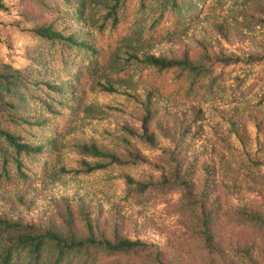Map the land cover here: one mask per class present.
<instances>
[{"label":"trees","instance_id":"16d2710c","mask_svg":"<svg viewBox=\"0 0 264 264\" xmlns=\"http://www.w3.org/2000/svg\"><path fill=\"white\" fill-rule=\"evenodd\" d=\"M85 1L24 0L25 18L37 21L46 12L56 19L29 28L37 39L26 68L0 62V160L9 179L16 165L23 181L16 201L24 208H0V264H264V156L244 140L246 130L240 133L245 119L230 130L242 148L230 134L223 144L202 143L210 99L250 109L264 127V0H215L230 8L221 20L203 18L209 0L140 1L158 11L155 24L166 18L187 26L162 36L159 54L135 55L159 79L145 87L124 133L108 146L76 144V175L114 171L118 182L104 192L105 204L95 203L84 183L53 187L44 171L37 187L32 172L44 162L39 132L76 94L64 78L95 53L84 20L76 30L57 24L61 15L82 19ZM7 10L0 0V14ZM247 39L251 48L237 54L222 46ZM239 66L249 70L233 75ZM170 72L175 89L167 92L160 79ZM135 206L154 209L156 218L140 224L124 212ZM150 227L167 234L165 245L140 238Z\"/></svg>","mask_w":264,"mask_h":264},{"label":"rangeland","instance_id":"374dc122","mask_svg":"<svg viewBox=\"0 0 264 264\" xmlns=\"http://www.w3.org/2000/svg\"><path fill=\"white\" fill-rule=\"evenodd\" d=\"M141 0H86L83 17L61 15L57 24L62 29L76 30L80 20L85 21V32L92 41L95 53L79 64L73 75L64 78L75 84L73 102L62 110L61 114L52 117L48 126L38 134L39 142L46 146L43 163L33 166V173L39 178L35 186L42 184L44 173L53 187H65L71 184L84 183L91 191L94 202L106 203L104 192L113 189L118 182L114 179L113 170H102L90 174L76 175L73 170L79 167L82 155L77 151L76 144L80 142H96L110 145L124 133V125L130 121L137 100L144 97L145 87L157 77L155 68L147 66L137 59L146 53L159 54L165 50L166 43L162 36L167 32L181 29L174 22L167 23L165 19L155 24L158 11L146 5L142 8ZM8 10L1 12L0 17V62L15 68H26L29 64L27 52L36 42V36L29 31L37 21L43 22L56 19L49 13H40L36 20L23 16L24 0H5ZM115 7L116 12L112 13ZM230 8L223 9L215 5V0H209L204 7L203 18L215 16L221 20L229 15ZM118 16L116 22L114 16ZM171 17L170 15L168 18ZM19 23V25H17ZM77 25V26H76ZM187 25H184V28ZM222 46L228 53H240L251 48V41L228 43L222 40ZM231 68H228V70ZM260 69L259 66L253 71ZM249 68L240 66L232 72L233 75L244 73ZM173 72L161 78L165 91L175 89L172 82ZM156 79H159L156 78ZM100 84L113 85L116 92L105 91ZM206 135L202 143L212 145L213 140L223 144L221 138L231 135L230 141L242 148V140L230 133L232 124L237 119H245V127L240 126V133L246 130L245 141L253 151L264 156V127L258 129L257 121L250 117L252 111L243 106L231 105L226 99H210L205 105ZM261 149V152L258 150ZM11 178L3 172L0 160V208L9 210L24 209L16 201V195L23 188V181L17 174L16 165L11 163L8 168ZM44 171V173L42 172ZM120 170L116 169V173ZM15 204V206L13 205ZM124 212L133 216L140 224L151 223L156 218L154 209L142 207H126ZM146 242L165 245L167 234L157 233L152 227L149 233L141 235Z\"/></svg>","mask_w":264,"mask_h":264}]
</instances>
